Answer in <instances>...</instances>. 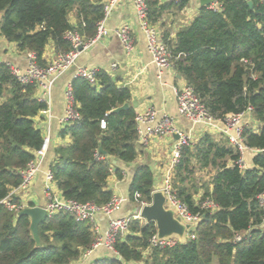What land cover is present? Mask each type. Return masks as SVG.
<instances>
[{
	"label": "trees",
	"instance_id": "obj_1",
	"mask_svg": "<svg viewBox=\"0 0 264 264\" xmlns=\"http://www.w3.org/2000/svg\"><path fill=\"white\" fill-rule=\"evenodd\" d=\"M150 0L153 21L166 6L184 8L189 0L159 5ZM220 0V8H200L192 22L178 31L175 40L165 36L173 52L175 69L194 87L217 119L253 107L258 127L245 128V143L258 150L254 166L242 170L237 149L224 136L207 132L183 149L176 168L174 188L192 213L203 215L195 226V238L172 247L150 243L158 229L155 222L133 219L121 231L115 252L95 264H264V210L259 195L264 190V0ZM75 13L76 24L71 21ZM0 35L16 43L20 51L33 52L42 66L44 53L53 42L61 54L70 50L69 30L93 37L104 16L102 0H0ZM97 83L77 76L71 83L80 120L61 131L71 136L69 145L56 149L51 165L61 194L82 203H107L113 196L109 177L122 170L114 159L132 163L138 155L136 111L115 112L131 99L129 88L112 74L98 70ZM35 83L23 84L8 62L0 64V264H72L92 248L93 224L77 221L67 212L47 216L39 225L41 246L31 232V218L19 216L3 203L12 188L20 185V172L35 158L44 134L35 117L48 109L36 97ZM106 121V128L101 121ZM103 150L102 152L100 150ZM209 175L208 184L199 174ZM154 172L137 168L129 199L137 206L152 202ZM203 190L202 195H196ZM206 199L217 209H202ZM13 201L21 203L14 196ZM242 236L239 240L238 236ZM120 256V258H118Z\"/></svg>",
	"mask_w": 264,
	"mask_h": 264
},
{
	"label": "crops",
	"instance_id": "obj_2",
	"mask_svg": "<svg viewBox=\"0 0 264 264\" xmlns=\"http://www.w3.org/2000/svg\"><path fill=\"white\" fill-rule=\"evenodd\" d=\"M107 1L102 0V3H106ZM171 1L159 0L157 7L168 4ZM200 8L201 4L199 0H189L188 4L182 9L169 5L168 7L166 6V9L162 10L157 20L153 21L150 18L151 10L149 4V18L157 25L163 39L166 36L171 41L175 40L179 30L192 22ZM71 21L73 24H76L74 12L71 14ZM124 24H130L133 27L135 47L131 53L127 52L122 40L114 32L116 28ZM107 26L111 29V34L102 37L88 49L82 50L76 63L54 81L49 92L45 93L44 89L37 86L36 97L45 100L48 103V109L39 113L34 120L37 127L44 134V137H50V145L47 154L43 156V163L37 177L23 194L16 196L27 206L45 207L47 205L48 199L45 193L46 177L47 173L51 170L52 163L57 158L56 149L59 146L69 145L72 142L71 136L61 135V131L66 125V122L63 121L67 111L66 93L74 78L77 77L79 69L104 70L112 74L117 79L119 85L130 89L131 99L128 104L134 108L136 114L152 107L156 109L159 119L164 115L173 117L176 126L181 130H191L196 140L200 139L207 132H212L216 136H223L221 134L224 127L222 123H218L215 129H209L205 125L194 123L179 114L174 87L183 85L186 81L175 68L166 69L159 77L158 67L153 62V58L147 47V37L140 26L135 8V0L120 1L108 19ZM58 54L54 43L51 42L44 53L47 65ZM0 62L12 63L20 69L25 70L27 68V53L20 51L16 43L10 42L0 35ZM114 65L116 66L114 67ZM252 127H258L256 121ZM177 140L178 135H167L164 137H153L148 143H143L142 135L139 133L136 160L132 163H125L118 159L113 160L115 169L120 168L122 170V177L119 178L116 173H113L109 177L108 187L113 194L123 196L126 201L122 208L112 215L99 214L97 216V223L103 233L109 228L111 220L120 217L134 216L135 219H139L141 224L147 223L140 215L141 209L145 204L137 206L129 199L131 183L137 168L147 165L154 172V192L161 191L164 185V170L170 161L172 149ZM254 154L256 153L250 151L245 155V161L250 168L254 166ZM203 173L202 171L200 174ZM206 177L209 178V175ZM57 191L59 195H62L59 190ZM202 193L203 190H200V193L195 196L196 199ZM139 215L140 217H137ZM109 253L110 251L105 247H99L91 253L83 254L79 260L74 261L72 264H95L110 256ZM127 264L146 263L144 261H131Z\"/></svg>",
	"mask_w": 264,
	"mask_h": 264
},
{
	"label": "built area",
	"instance_id": "obj_3",
	"mask_svg": "<svg viewBox=\"0 0 264 264\" xmlns=\"http://www.w3.org/2000/svg\"><path fill=\"white\" fill-rule=\"evenodd\" d=\"M122 0H108L104 3V16L98 22L96 34L86 39L77 30H69L66 33V39L71 43V48L65 53L58 54L52 62L47 66H42L38 62L37 55L33 52L27 53V68L20 69L12 63H8L12 73L18 77L23 84L35 83L38 87L44 89L45 93L49 92L54 81L65 71L71 68L77 61L80 53L84 49L93 46L102 37L111 34V29L107 26V21L116 8L117 4ZM210 9L217 10L220 8V0H215L208 5ZM135 8L139 17V22L142 30L147 37V47L153 62L158 67L159 77L161 74L170 68H175L173 62V52L169 45L164 41L163 36L154 22L149 18V3L148 0H135ZM117 36L122 40L128 53H131L135 47V38L133 37V27L130 24H124L114 30ZM1 64V62H0ZM116 65H114L115 67ZM97 69L82 68L77 72V76L85 77L91 83L96 84ZM174 92L178 102V112L181 116L189 119L194 123L205 125L207 128H216L218 123L223 124L222 135L237 149L240 154L237 164L242 170L250 168L246 161L245 155L248 152H257L245 143L244 131L247 126L251 125L254 120L253 107H249L241 113H229L222 119H217L212 115L209 108L196 92L194 87L187 82L183 85L174 87ZM67 111L63 121L67 123L81 119L77 110V104L71 85L67 93ZM136 122L138 132L142 135L143 143H148L153 137H164L167 135H178V140L173 146L171 158L164 170V185L162 191L166 195V207L174 209L176 216L182 221L190 224L187 230V237L195 238L194 229L200 222L203 215L201 213H192L187 203H185L176 193L173 182L176 168L181 163L183 149L192 145L196 139L192 131L181 130L176 126L173 117L164 115L161 119L158 118L156 109L149 108L146 111L136 114ZM101 127L106 128V121H101ZM212 133V132H211ZM50 145V137H45L44 143L27 166L21 170V183L17 187L11 189L9 195L2 200V203L12 212L18 213L25 205L23 202L16 203L13 201L14 196L23 194L33 183L38 173L40 172L43 156L47 154ZM55 184V177L50 170L47 173L45 193L48 203L44 207L48 216L58 215L62 212L72 214L77 221H89L93 224V232L95 240L92 248L86 253H91L99 247H105L108 251L116 253L115 243L121 231L128 229L134 216L120 217L111 220L109 228L103 233L97 223L99 214L112 215L119 211L126 199L123 196L113 194L111 199L103 204L97 205L93 202L82 203L77 200L67 199L63 195H59ZM261 207L264 210V190L259 195ZM218 205L211 199H206L202 202V209H209L211 212L216 210ZM137 217H140L137 216ZM238 236L237 239H241ZM152 246L155 247H172L180 243L177 238L159 239L156 233L150 240Z\"/></svg>",
	"mask_w": 264,
	"mask_h": 264
},
{
	"label": "water",
	"instance_id": "obj_4",
	"mask_svg": "<svg viewBox=\"0 0 264 264\" xmlns=\"http://www.w3.org/2000/svg\"><path fill=\"white\" fill-rule=\"evenodd\" d=\"M201 7L208 6L215 0H199ZM248 4L253 8V1L249 0ZM181 76V75H179ZM129 107L128 103L115 109V112L127 109ZM103 151L102 149L100 150ZM166 195L164 191H156L152 195V202L143 205L141 209V217L146 220L147 223L153 221L155 222L158 229L159 239H169L177 238L180 243H186L188 241L187 230L190 228V224L182 221L180 217L176 216L175 210L166 207ZM18 215H27L31 218V232L37 243L41 246V238L39 234V225L42 220H44L48 214L43 206H26ZM120 258V256L118 257Z\"/></svg>",
	"mask_w": 264,
	"mask_h": 264
},
{
	"label": "rangeland",
	"instance_id": "obj_5",
	"mask_svg": "<svg viewBox=\"0 0 264 264\" xmlns=\"http://www.w3.org/2000/svg\"><path fill=\"white\" fill-rule=\"evenodd\" d=\"M255 119L251 122V126L255 123ZM258 124V123H257ZM256 153V152H255ZM208 174H206L205 172L203 173V174H199V176H201L202 177V179H203V183H204V185L205 184H208V181H209V178H207L206 176H207ZM214 264H217V260H215L214 261Z\"/></svg>",
	"mask_w": 264,
	"mask_h": 264
}]
</instances>
